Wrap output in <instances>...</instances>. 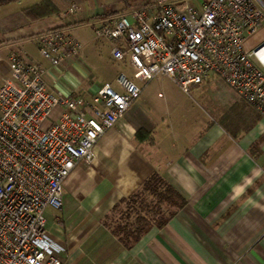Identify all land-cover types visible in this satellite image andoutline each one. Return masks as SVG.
Here are the masks:
<instances>
[{
	"label": "built area",
	"instance_id": "2783aa9c",
	"mask_svg": "<svg viewBox=\"0 0 264 264\" xmlns=\"http://www.w3.org/2000/svg\"><path fill=\"white\" fill-rule=\"evenodd\" d=\"M78 11L73 4L63 15ZM263 24L264 0L134 5L91 25L93 39L107 42L131 73L117 74L118 88L105 82L90 95L50 88L49 68L21 47L0 50V264H65L47 211L62 208L66 179L80 162L94 163L96 143L132 108L140 83L165 74L188 93L216 76L264 119V41L247 48ZM32 40L52 67L83 62L84 43L63 26Z\"/></svg>",
	"mask_w": 264,
	"mask_h": 264
},
{
	"label": "crops",
	"instance_id": "0c3cea01",
	"mask_svg": "<svg viewBox=\"0 0 264 264\" xmlns=\"http://www.w3.org/2000/svg\"><path fill=\"white\" fill-rule=\"evenodd\" d=\"M106 1L79 0L78 13L63 12L58 24H52L51 17L9 32L0 50L7 56L8 49L21 47L49 68L50 88H77L90 95L108 82L97 81L94 59L84 58L81 51L83 62L71 59L52 67L31 36L17 34L56 26L72 34L88 22L91 28L94 22L117 16L105 15L112 9ZM263 28L248 39V49L264 41ZM90 42L92 57L100 58L101 44L111 56L107 42L92 37L84 43ZM117 62L113 60L115 69ZM86 65L93 73L90 83L84 77ZM117 71L131 73L128 65ZM203 86L225 107L219 111L209 102L196 112L199 119L189 121L171 111L153 112L149 94L141 95L98 140L94 163L82 161L75 167L64 184L62 208L55 217L48 216L49 229L65 246L60 255L65 264H264V119L218 77ZM154 173L168 180L186 202L174 208L165 224L151 227L126 247L106 222L118 216L119 201Z\"/></svg>",
	"mask_w": 264,
	"mask_h": 264
},
{
	"label": "trees",
	"instance_id": "16d2710c",
	"mask_svg": "<svg viewBox=\"0 0 264 264\" xmlns=\"http://www.w3.org/2000/svg\"><path fill=\"white\" fill-rule=\"evenodd\" d=\"M19 1L0 0V6ZM144 1L147 0H123L121 9H109L105 15H118ZM74 2H79V0H39L34 2L0 22V34L23 29L47 18L61 16L66 8L75 4ZM117 63V70L125 69V63L121 61ZM258 150L259 142L252 146L254 154H257ZM185 202L186 198L180 191L163 176L154 173L141 184L140 188L119 201L115 208L118 216H113L106 223L123 245L130 247L151 227L165 224L172 216L174 208L182 207Z\"/></svg>",
	"mask_w": 264,
	"mask_h": 264
},
{
	"label": "rangeland",
	"instance_id": "374dc122",
	"mask_svg": "<svg viewBox=\"0 0 264 264\" xmlns=\"http://www.w3.org/2000/svg\"><path fill=\"white\" fill-rule=\"evenodd\" d=\"M37 1L39 0H20L19 2H14L11 4L0 6V22L4 21L9 16L15 14L18 11H21L23 8ZM95 1L98 3L99 1H102V0H95ZM106 2L109 3L108 5L106 4V7H111L114 10L121 9V7H123V0H107ZM74 3L77 5V4H81L82 2H74ZM52 18L54 19L52 24H58L60 22V16H55ZM52 24H49V25L53 26ZM262 27H264V24ZM37 30L38 28L32 29V30H26V31L20 32L17 35H21V37H24V38H27L29 36L32 37L35 33H37L34 31H37ZM72 34L76 36L77 38H79L81 43H84L85 41L89 40L90 38L93 37V32L90 28V22H88V25L87 24L84 25L79 30L73 31ZM17 35L15 36L10 35V36L16 37ZM8 36L9 35L7 34H0V42L6 41L8 39L7 38ZM18 37L16 38L18 39ZM251 39H254V38L252 37ZM92 44L93 43L90 42V43H86L83 46L82 56L84 58H87L89 61L90 59L91 60L94 59L95 63L92 62L93 64L92 67L94 69L93 71L96 72L97 81H103V82L108 81L115 88H118L116 77L119 71H117L114 67L113 60H111L109 48L101 44L102 46L100 50L101 54H99L100 58L98 59V57H92V53H93ZM210 80L211 78L209 80H206L203 84L199 86L196 85V86L190 87V91L186 93L167 75L159 74L155 78H153L151 81L140 83L143 87V91L141 95H144V94L146 95L147 93L149 94L150 101L154 103L153 112L157 111L160 113L161 112L168 113L171 111L173 113L180 114L181 116H185L186 119L189 121L190 120L194 121L195 119H199L200 117L198 115L202 111L201 106H203L204 108H208L209 102L214 103L216 105V108L218 107L217 110L219 111L222 109L220 107H225V105L221 104L222 102H220V99H217V98L213 99L212 97H210V95L204 92L206 88L203 85L208 83ZM218 88L221 90L220 87ZM161 92L165 94V97L160 96ZM199 93H202V94L198 95ZM228 98L229 97H227V99ZM223 103L225 102L223 101ZM149 108L150 107H148V109ZM196 112L199 114H196ZM57 212L58 210L49 208L47 211V217L48 216L55 217Z\"/></svg>",
	"mask_w": 264,
	"mask_h": 264
}]
</instances>
